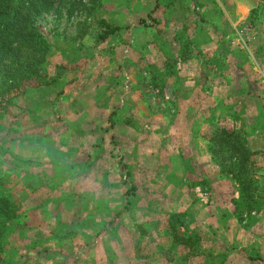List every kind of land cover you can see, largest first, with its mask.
<instances>
[{
	"label": "rangeland",
	"instance_id": "1",
	"mask_svg": "<svg viewBox=\"0 0 264 264\" xmlns=\"http://www.w3.org/2000/svg\"><path fill=\"white\" fill-rule=\"evenodd\" d=\"M177 1L160 0L154 8L153 3L62 0L43 15L42 83H20L0 103V146L9 154L0 160V170L9 176L2 193L13 198L7 223L0 220L3 264H264L259 218L264 189L255 163L253 185L249 178L246 182L249 192L241 197L238 191L232 199L225 191L211 195L217 209L197 201L196 187L209 194L210 185L189 166L183 181L191 192L173 209L153 179L169 159L167 138L149 128V122L174 118L169 110L180 104L181 72L192 67L181 60H199L207 96H213L215 79L233 82L235 76L241 78V97L248 85L264 90V0H249L255 5L251 18L236 29L217 17L223 23L214 27L219 47L206 37V48H212L206 52L197 48L205 32L201 26L215 22L201 12L226 16L224 9ZM145 11L149 17L138 24ZM101 20L123 29L102 40ZM134 26L143 29L137 33ZM87 95L97 101L108 95L111 114L92 115L107 124L103 131L83 121L91 118L82 108ZM247 99L245 106L251 105ZM260 102L243 118L207 121L200 132L204 152L213 157L211 146L221 128H236L248 148L252 142L264 146V97ZM205 105L211 107L210 101ZM90 139L93 147L86 143ZM41 149L45 153L32 161ZM20 156L28 163L16 161ZM174 181L167 177L168 186ZM117 188L127 204L121 212ZM224 204H233L231 213Z\"/></svg>",
	"mask_w": 264,
	"mask_h": 264
},
{
	"label": "crops",
	"instance_id": "2",
	"mask_svg": "<svg viewBox=\"0 0 264 264\" xmlns=\"http://www.w3.org/2000/svg\"><path fill=\"white\" fill-rule=\"evenodd\" d=\"M110 2H126V3H139V4H146V3H153L154 8H156L157 3L160 2V0H108ZM189 0H179L177 2L184 3ZM199 2H203L205 4L207 3H213L218 4L219 8L224 9L222 11L225 12L226 16L223 14H219V16L215 15L214 12L206 11L203 9L202 17L204 19H214L215 24H213L211 21L208 22L205 25H202L201 27L204 29L205 32L200 31L201 34L204 33V37L199 40V44L197 45L198 49L201 51H207L211 50V47L206 48V37H208L209 40H211L213 47L215 49H218L219 45V35L218 32L215 31L214 27L217 25L220 29L223 28V23L218 22L217 19L221 18L223 19V22L226 23V25L232 26L231 28L236 29L240 23H243L251 18L252 15V9L255 8L254 3H249V0H198ZM228 4L225 6V4ZM232 11H231V8ZM177 12V10H176ZM262 13V10H260ZM183 13V12H180ZM149 11H145L142 14H139V18L141 20L137 21L138 24H141L143 21L142 19L149 17ZM156 12L153 11L152 19H156ZM176 16V13H172V16ZM219 17V18H217ZM222 22V21H221ZM109 23V22H107ZM239 23V24H238ZM111 24V23H109ZM232 24V25H231ZM115 25V24H112ZM135 25V24H134ZM119 26V25H117ZM139 26V25H137ZM137 26H134V31L137 33L141 32L143 28H139ZM121 30L123 29L122 26ZM200 27V28H201ZM131 57H135L132 53L130 55ZM127 64L130 60H125ZM182 66L186 67L189 66L191 68L185 69L181 74L183 75L180 80V87L179 91L176 92L177 96L180 99V104L176 105L174 110H169V112H173L174 118L176 116V119L174 118L171 121H153L149 122L150 126L149 128L153 132H163V135L165 138H167L166 141V147L167 151L165 154L169 155V159L167 160V164H162L164 168L159 171L160 173L156 172L153 175V179L159 180L155 184V188H159L163 194H166L167 201H170L172 203V208L176 209L178 208L177 205L180 204L184 198V195L189 197L190 194V188L184 185L185 178L187 177L188 167L193 166V175L197 178H205L209 181L210 185V191L209 194L206 193L203 189H201L199 186L196 187V199L199 203L206 205V208L211 209H217L220 208V206L215 202H209V197L211 195L219 194V191H225L227 194H231V199L235 197V194H238L239 191V184L235 181L232 175L227 174L226 172H222L219 165L215 164V158L214 156L211 157L209 155L210 153H206L203 150L204 143L201 139L200 132L203 130V127L206 126V122L209 120H225L232 117H244L247 116L253 109V106L251 105H260V100L262 97H264V90L260 88V90H250L249 85L248 87L245 86L244 89H247L246 94L241 97V89L243 87L240 86L241 78H237V76L234 77L233 82H224L220 81L221 79H215V81L212 82L211 87V93L213 96H207V93L204 89V82L201 78L200 73V62L198 59H193L191 62L189 60H181ZM217 83V84H216ZM210 84V83H209ZM208 84V85H209ZM213 84H216L215 87ZM236 91V95L238 96L236 98V101L234 97L231 95L232 91ZM256 92V93H255ZM240 96V100H239ZM247 100H251L249 102L251 105L247 104L246 106L243 105V98H248ZM261 97V98H260ZM128 98V96H126ZM97 98L88 96L84 98V101L87 102L88 105L82 107L85 109L83 113L85 115H89L91 118L88 120L85 119L83 121H86L88 123L86 124H92L89 126L94 131H103L104 128L107 127L106 125H102L103 122H98V118H92V115H97L100 110H104L107 113H110L109 110V98L103 95V98L101 101H97ZM211 107L206 109L207 103H209ZM240 101V102H239ZM96 102L98 103V107H96ZM255 102V103H254ZM240 103V105H239ZM246 107V109H245ZM76 108V107H75ZM124 109V108H123ZM122 109V110H123ZM136 109V108H135ZM168 110V109H167ZM115 111V110H114ZM73 112H75V115H77V110L73 109ZM253 112V111H252ZM123 113H125V110H123ZM139 113V112H138ZM104 114V113H103ZM109 114V115H110ZM253 115V113H251ZM174 120V121H173ZM79 121V120H78ZM247 121V118H246ZM81 122V121H79ZM94 126V127H93ZM77 127V126H76ZM251 133H254V129H249ZM255 135V134H253ZM87 145H91V147L94 146L93 143H91V139L86 142ZM263 143H255L252 142L250 144V149L252 152H260V154L253 155L251 157V162L249 168L254 164L256 167L253 170H256V173H258L261 179V184L264 189V146H262ZM40 146V145H39ZM77 149V148H76ZM43 149L38 150V154L33 158L29 157L32 161L35 159H38L40 156L45 153L42 152ZM260 150V151H259ZM50 155V154H46ZM21 161L24 163H28V160L23 158L22 156L19 157ZM30 160V161H31ZM173 163V164H171ZM161 165V166H162ZM173 165L176 166V169L172 171ZM188 172V173H187ZM172 176L174 181V186H168L167 177ZM208 185V183H207ZM118 192H120L117 197V199L121 200L119 204V211L121 212L127 204L122 203L123 202V189L117 188ZM226 210L228 213H231V207L233 204H224ZM90 210V206L87 207V211ZM92 211V207H91ZM260 214V213H259ZM258 214V215H259ZM259 218L264 221V210L260 214ZM262 223V221H261ZM109 231H112V229H109Z\"/></svg>",
	"mask_w": 264,
	"mask_h": 264
},
{
	"label": "trees",
	"instance_id": "3",
	"mask_svg": "<svg viewBox=\"0 0 264 264\" xmlns=\"http://www.w3.org/2000/svg\"><path fill=\"white\" fill-rule=\"evenodd\" d=\"M61 1L0 0V103L6 100L7 94L19 90L20 83H35L36 87L41 85L40 73L46 53L40 34L41 21L43 15L53 12ZM73 13L74 8L70 7L68 16H73ZM101 24L106 29L101 34L102 40H107L121 30V27L105 20H101ZM211 152L222 172L232 175L239 184L241 197L248 193L251 188L246 187L248 178L250 185H253L249 168L251 157L257 153L248 148L240 132L236 128H221L213 139ZM7 155L8 151L0 146V160ZM16 161L22 162L19 158ZM8 180L9 176L0 170V220L5 222L9 218L7 212L13 208L12 196L2 193ZM2 255L3 246L0 242V264H3Z\"/></svg>",
	"mask_w": 264,
	"mask_h": 264
}]
</instances>
